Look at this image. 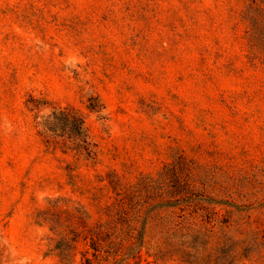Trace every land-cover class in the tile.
I'll use <instances>...</instances> for the list:
<instances>
[{"label":"rangeland","instance_id":"obj_1","mask_svg":"<svg viewBox=\"0 0 264 264\" xmlns=\"http://www.w3.org/2000/svg\"><path fill=\"white\" fill-rule=\"evenodd\" d=\"M250 3L0 0V264H62L67 243L71 264L97 263L85 236L109 218V174L130 185L181 160L218 212L206 245L166 249L152 227L101 263L191 264L183 246L203 264H264V0L261 53Z\"/></svg>","mask_w":264,"mask_h":264},{"label":"trees","instance_id":"obj_2","mask_svg":"<svg viewBox=\"0 0 264 264\" xmlns=\"http://www.w3.org/2000/svg\"><path fill=\"white\" fill-rule=\"evenodd\" d=\"M257 0H251L246 12V18L252 23L250 29V44L255 52L261 53L263 50L262 39L258 28L251 17L252 9ZM263 33V32H262ZM62 119H67L69 112H60ZM76 135L79 138V149H84L88 158H94L95 151L93 144L89 141V136L85 133V120L82 116H76ZM180 158H185L180 155ZM183 160L169 163L159 173L158 177L143 175L133 184L124 183L115 173L109 174V182L116 194L115 201L107 205L106 211L109 216L105 222L97 223L88 230L90 245L94 250V263L91 258H86V264H102L101 262L115 257L121 251L126 241H131L134 245L141 246L144 243L147 230L149 228L158 229L160 239L163 244L171 249L172 239L178 237L181 245L190 247L196 252L200 247L206 245L205 236L213 235V228L216 226L217 211L209 206H202L201 199L196 194V184L188 179L181 178V167ZM190 207L195 209L189 212ZM202 209L204 212L200 213ZM201 217V222L195 219ZM227 223L226 220L222 221ZM80 232L76 234V238ZM77 241V239H71ZM61 248L59 256L62 264H71L70 243ZM181 246L182 253L187 255L191 264H203L202 260L191 251L186 252ZM180 250V247L177 249Z\"/></svg>","mask_w":264,"mask_h":264}]
</instances>
